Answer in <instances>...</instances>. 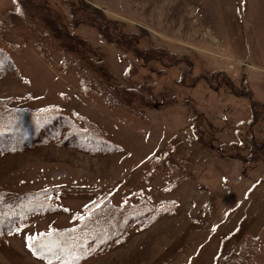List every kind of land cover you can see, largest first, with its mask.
Listing matches in <instances>:
<instances>
[{"label":"rangeland","instance_id":"obj_1","mask_svg":"<svg viewBox=\"0 0 264 264\" xmlns=\"http://www.w3.org/2000/svg\"><path fill=\"white\" fill-rule=\"evenodd\" d=\"M56 1L60 11L64 8L62 26L70 31L64 0ZM84 1L103 10L140 49L174 56L171 62L178 70L176 62L188 59L194 78L181 86V74L169 68L168 60L167 69L149 63L148 72L128 53L123 38L111 36L106 43L94 29L78 28L75 33L87 40L88 62L103 64L119 89L145 98L134 115L115 99L105 101L95 83L93 93H85L81 73L61 59L54 66L47 62L40 49L50 60L57 55L52 45L36 46L30 26L17 29L8 22L4 13L15 9V0H0L2 47L19 71L0 80V99L11 98L13 107L65 114L85 132L93 135L96 129L121 148L92 155L48 145L0 157V187L13 192L55 189L60 207L0 239V264H46L32 254L29 240L75 226L86 207L102 197L115 205L147 200L165 214L148 229L129 231L125 244L86 264H218L246 235L258 239L255 264H264V165L251 162L243 140L240 147L231 143L236 130H251L250 111L226 85L228 80L236 96L264 104V0ZM223 93L230 95L227 105L216 97ZM195 116L212 120L216 129L229 123V136L219 134L214 149H204L190 138ZM252 131L256 140L264 139V117Z\"/></svg>","mask_w":264,"mask_h":264},{"label":"trees","instance_id":"obj_2","mask_svg":"<svg viewBox=\"0 0 264 264\" xmlns=\"http://www.w3.org/2000/svg\"><path fill=\"white\" fill-rule=\"evenodd\" d=\"M56 2V0H15V9L5 12L4 18L17 29L24 25L30 26L28 28L31 31L30 35L33 38H40L34 39L33 43L36 46H43L44 43L52 45L51 52L57 53L58 56L55 55L56 57L49 60L50 54H43V50L39 48L44 59L51 64L55 59H61L63 65L75 72H80L81 86L85 93H93V83H95L97 90L104 95L105 101L115 99L120 108L139 115L136 104L144 103L145 98L133 90L119 89L103 64L89 63L88 61L92 58L85 51L87 40L75 31L82 27L92 28L106 43L110 42L111 36L123 38L122 42L126 41L128 53H131L138 65H142L148 72H151L148 69L149 63L157 64V68L167 69L166 60L170 62L169 68L174 67L178 70L177 66L171 62L174 56L163 55L153 49H140L129 34L121 32V26L118 23L108 20L103 10L91 7L84 0H64L67 18L71 20L73 27L67 31L62 26L64 8L61 7L60 11ZM3 38L4 35L0 31V80L19 73L16 62L2 47ZM176 64L181 67L178 70L181 75L177 82L183 86L187 80L194 78V65L185 57L179 59ZM131 69L130 67L125 75L130 74ZM226 85L232 87L231 95L246 101L250 111L247 121L251 130L250 127H248V133L240 130L241 134L236 130L237 133H233L236 140L231 143L240 144L243 140L249 145L251 162L261 161L264 165V139L256 140L253 137L254 133H251L252 127L264 117V104L249 96H236L238 91L228 80ZM223 94L222 96L217 94L216 97L222 104L227 105L230 95ZM12 101L11 98L0 99V157L48 145L77 149L92 155L114 154L121 149L99 136L100 133L96 129V133L91 132L93 135L85 132L74 119L65 114L50 109L33 110L27 107H13ZM227 111L228 108H224L221 113L223 123L226 122L224 119ZM193 122L195 124L192 126L190 138L192 141L198 140V144L200 143L204 149L213 150L214 139L221 140L219 134L229 136V123L225 124L226 128L221 126L216 129L213 121L209 119L199 121L195 116ZM206 134L208 137L211 135L210 140L205 137ZM55 193H57L55 189L13 192L0 187V239L17 235L36 218H44L59 212L60 207L56 204L58 196ZM162 211L163 208L147 200L126 201V203L115 205L110 198L102 197L86 207L84 215L75 226L60 231L40 233L29 240V247L32 254L46 264H86L112 247L125 244L129 239V231L152 227L163 216ZM257 240L256 237L246 235L234 253L217 263L255 264L258 255Z\"/></svg>","mask_w":264,"mask_h":264}]
</instances>
